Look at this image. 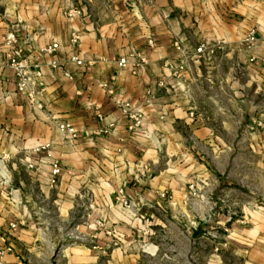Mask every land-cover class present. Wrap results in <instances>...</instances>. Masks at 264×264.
Listing matches in <instances>:
<instances>
[{
	"label": "crops",
	"instance_id": "obj_1",
	"mask_svg": "<svg viewBox=\"0 0 264 264\" xmlns=\"http://www.w3.org/2000/svg\"><path fill=\"white\" fill-rule=\"evenodd\" d=\"M71 8L77 13L69 17ZM0 11V156L9 157L0 168V248L12 247L4 264H35L47 242L39 234H61L82 202L90 208L83 212L87 230L99 232L93 224L104 219L128 240L145 239L146 228L163 226L167 214L185 216L189 229L195 216L213 210L208 198L220 194L236 196L239 219L214 214L207 230L225 226L244 248V264H264V161L251 162L250 182L230 147L211 145L213 137L246 134L264 159V129L248 133L243 125L264 122V0H0ZM252 28L257 40L248 47ZM11 30L41 72L34 100L16 89L2 41ZM52 42L59 45L53 54L41 51ZM201 44L215 47L209 58H197ZM141 55L148 63L137 69ZM183 60L186 69L175 78L172 68ZM120 102L143 115L139 127L129 129ZM212 121L221 122L220 131ZM60 122L75 128L76 140L61 136ZM201 142L217 154L216 172ZM52 160L61 165L54 188ZM119 190L132 209L116 201Z\"/></svg>",
	"mask_w": 264,
	"mask_h": 264
},
{
	"label": "rangeland",
	"instance_id": "obj_2",
	"mask_svg": "<svg viewBox=\"0 0 264 264\" xmlns=\"http://www.w3.org/2000/svg\"><path fill=\"white\" fill-rule=\"evenodd\" d=\"M217 108L213 107L212 112L218 113ZM211 123L215 129L221 130V122L212 121ZM250 123L251 120L243 121L248 133L258 129L250 131L248 128ZM211 145L230 147L234 158L232 163L235 164L238 160L243 164L242 173L250 182L251 162L256 159L264 161L263 158H258L257 154L252 153L251 137L246 134L241 137L232 135L213 137ZM236 146L239 150L237 155ZM200 147L205 152L201 154L203 160L208 161L212 170L216 172L212 158L217 154L209 153V149H205L209 147L207 144H204L203 148V142L200 143ZM232 166L236 168L235 165ZM235 198L236 196H228L226 199L224 194L214 195L208 198V203L213 210L217 209L215 214L224 215L229 220L230 217L239 219ZM190 206L193 205L190 204ZM133 207L134 204L131 209ZM87 208L90 209L89 205L82 202L78 211L69 218L67 228L61 234L57 232L39 234L40 237H45L47 242L40 245L41 249L38 251L39 255L35 264H244L246 260V257H243L245 256L244 248L227 237L225 226L218 227L213 224L206 235L191 239V227L187 228L185 216L177 215L174 218L167 214L160 218L163 226L150 224L146 228L145 239L133 236L131 239L123 240L121 235L105 227L104 219H97L93 224L99 232L87 230L86 228H89L91 224V221L89 222V219L83 215ZM196 208H198V202ZM195 217L201 219L203 216Z\"/></svg>",
	"mask_w": 264,
	"mask_h": 264
},
{
	"label": "built area",
	"instance_id": "obj_3",
	"mask_svg": "<svg viewBox=\"0 0 264 264\" xmlns=\"http://www.w3.org/2000/svg\"><path fill=\"white\" fill-rule=\"evenodd\" d=\"M1 12V11H0ZM68 16L72 17L77 13V11L73 8L68 10ZM79 40V35L77 33H72L71 38L69 40L71 45H75ZM257 40V33L254 28L250 29L247 34L245 35L244 41L247 44V46L253 45ZM3 44L5 47L10 51L9 56V67L13 70L15 75V82H16V89L19 93L26 95L29 99L34 100L35 96L37 94V84L41 85V83H38L37 79L41 78V72L37 68L36 65H33L30 60L24 56L23 49L19 40V37L14 31H8L3 37H2ZM149 45H152V41L148 42ZM176 49L181 52L183 56H186V51L179 46L178 44H175ZM220 46V45H218ZM59 45L57 42H52L50 45L45 46L41 49L42 52L47 54H53L57 49ZM215 47H207L205 44H201L198 48L195 49V53L198 59L200 58H209L210 55L214 53ZM186 58V57H185ZM254 58L251 57L250 61H253ZM71 61H73L78 66H83L84 62L82 60H79L78 57L73 56L71 58ZM89 63V62H88ZM148 63L147 58L144 55L138 56L135 62V66L137 69L141 68L142 66L146 65ZM55 63L53 62V65ZM119 68H125L128 64V60L126 57H121L118 62ZM262 64L264 65V60H262ZM185 67V60L180 62L178 65L172 68V75L175 78H180V75L184 70ZM43 88L39 90L42 91ZM108 93H112L110 90ZM121 112L126 115L129 119L132 120V125L129 128L130 130L137 128L141 125L143 115L139 111H135L130 103L128 102H120L118 104ZM190 116L193 117V113H190ZM109 127H112V124L109 125ZM57 128L61 134V136L67 140V141H74L77 139V131L75 128L71 125H69L66 122H60L57 124ZM249 130L253 131L255 129H264V122L259 118H254L251 120V123L249 125ZM103 133H108V129L102 130ZM49 147V144H45L44 146H41L40 148H37L35 151L38 152L40 150H45ZM9 157L7 155L0 156V168H2L3 163L7 161ZM27 168L29 170H37V166L35 163L28 162L26 164ZM61 173V165L60 162L57 160H52L50 162V178H49V186L51 188H54L58 183V178ZM190 190L192 191V194L195 195L194 191V185H189ZM116 201L120 202L121 206L125 209H131L133 206L132 202L129 201L126 196L124 195L122 190H119L118 196H116ZM12 228L14 225L11 226ZM12 251V247L10 245H6L2 248H0V264H4L3 258L6 253H9Z\"/></svg>",
	"mask_w": 264,
	"mask_h": 264
},
{
	"label": "water",
	"instance_id": "obj_4",
	"mask_svg": "<svg viewBox=\"0 0 264 264\" xmlns=\"http://www.w3.org/2000/svg\"><path fill=\"white\" fill-rule=\"evenodd\" d=\"M216 211L217 209L211 210V212L207 216L196 220L195 225L190 228L191 237L193 239L199 236L206 235L208 233L207 231L208 222L211 220V218L213 217Z\"/></svg>",
	"mask_w": 264,
	"mask_h": 264
}]
</instances>
